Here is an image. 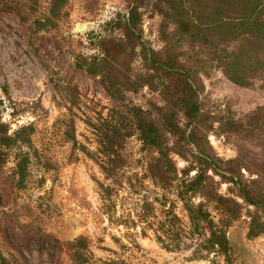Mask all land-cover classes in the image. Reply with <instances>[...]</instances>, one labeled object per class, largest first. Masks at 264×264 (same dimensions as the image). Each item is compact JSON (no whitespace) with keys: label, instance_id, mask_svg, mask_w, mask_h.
Listing matches in <instances>:
<instances>
[{"label":"rangeland","instance_id":"1","mask_svg":"<svg viewBox=\"0 0 264 264\" xmlns=\"http://www.w3.org/2000/svg\"><path fill=\"white\" fill-rule=\"evenodd\" d=\"M133 3L0 0V122L9 126V133L32 123L37 152L22 181L14 173L12 154L0 164V252L4 258L0 264H264V231L248 234L252 216H256L254 233L263 224L264 211L244 202L231 183L213 175L217 192L239 205L238 216L225 228L227 255L215 252L204 259L200 258L206 253L202 235L193 232L187 212L173 192L166 196L175 201L184 244L179 249L166 248L156 238L153 230L165 218L160 204L163 191L147 175L149 156L141 150L136 134L123 147L122 185L114 190L110 208L104 206L96 183L110 181L104 180L93 160L82 153L71 154V143L62 134L67 110L55 84L60 89L68 82L77 90L76 137L94 148V135L84 119L99 113L106 116L112 101L99 77L74 69L75 56L98 55L100 38L122 36L112 20L118 14L126 15ZM172 7L174 0H140V32L146 46L155 52L178 51L187 62L186 56L200 46L189 47L186 39L174 35ZM129 65L131 74L144 71L140 56ZM215 65L207 71L199 69L196 77L206 142L223 162L236 160L224 168L240 170L242 181L249 185L258 181L264 192V130L260 126L264 122V73L239 85ZM54 95L58 103L52 100ZM126 96L142 108L163 104L159 90L147 85ZM177 119L184 127V115L179 112ZM255 122L257 128L251 129ZM172 141L170 136L169 144ZM171 155L178 169L187 165L184 158ZM238 164H245L248 170ZM145 200L154 209L143 220ZM199 201L203 199H193ZM205 208L219 224L221 210L212 202H206ZM80 236L85 263L79 262L74 255L77 247L70 244Z\"/></svg>","mask_w":264,"mask_h":264},{"label":"trees","instance_id":"2","mask_svg":"<svg viewBox=\"0 0 264 264\" xmlns=\"http://www.w3.org/2000/svg\"><path fill=\"white\" fill-rule=\"evenodd\" d=\"M139 1L134 0L126 15L118 14L112 20L113 26L122 30V36L100 38L97 42L98 55L75 56L74 69L99 77L112 101L106 116L99 113L96 118L84 119L94 135V148L81 143L76 137L74 108L78 107L77 90L68 82L60 89L59 84H55L67 110L63 120V137L71 143L72 155L82 153L93 160L104 180L110 181H96L104 206L110 208L114 190L122 185L126 165L123 147L126 139L136 134L141 150L149 156L147 175L163 191L164 200L160 204L163 206L164 222L153 230L158 241L173 249H179L184 244L180 218L174 210L175 201L166 196L173 192L176 199L182 202L193 232L202 235V247L206 253L200 258L207 259L210 253L215 252L226 256L229 246L225 228L231 219L238 216L239 205L217 192L213 175L231 183L244 202L262 211L264 192L257 186L258 181H253L252 185L242 181L240 170L223 167L236 160L223 162L208 146L203 133L205 127L196 77L198 71H207L213 63L239 85H247L256 73H264V0H174L175 8L172 7L171 14L176 27L174 35L179 40L186 39L189 47L200 46L199 50H193L186 56L187 62L181 60L182 54L178 51L170 49L161 55L146 46L139 27ZM136 47L139 49L137 52ZM136 56H140L144 71L131 74L129 64ZM143 85L159 90L163 99L161 106L151 104L150 108H142L130 102L126 92H135ZM52 100L58 103L55 95ZM179 112L186 118L184 127L179 125ZM260 126L264 130V122ZM253 128H257L256 122L252 124ZM9 130L7 124L0 122V164L12 154L14 173L22 181L31 157L37 154L33 142L35 127L29 123L18 126L10 133ZM170 136L172 144H169ZM171 154L184 158L187 165L178 169ZM238 165L248 170L245 164ZM191 171L195 172L192 176ZM195 197H201L203 201L194 203ZM206 202L214 203L215 208L221 210L219 224L205 208ZM153 209V204L145 200L140 219L145 220L144 217ZM255 219L253 215L249 235L264 231L263 221L253 233ZM82 240L80 236L70 244L77 247L74 255L79 262L85 263L87 258L82 252ZM3 259L0 252V261Z\"/></svg>","mask_w":264,"mask_h":264},{"label":"water","instance_id":"3","mask_svg":"<svg viewBox=\"0 0 264 264\" xmlns=\"http://www.w3.org/2000/svg\"><path fill=\"white\" fill-rule=\"evenodd\" d=\"M80 27H81V26H80ZM80 27H79V28H80Z\"/></svg>","mask_w":264,"mask_h":264}]
</instances>
